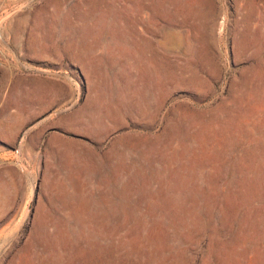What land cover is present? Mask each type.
Returning <instances> with one entry per match:
<instances>
[{
    "label": "rangeland",
    "instance_id": "374dc122",
    "mask_svg": "<svg viewBox=\"0 0 264 264\" xmlns=\"http://www.w3.org/2000/svg\"><path fill=\"white\" fill-rule=\"evenodd\" d=\"M0 264H264V0H0Z\"/></svg>",
    "mask_w": 264,
    "mask_h": 264
}]
</instances>
